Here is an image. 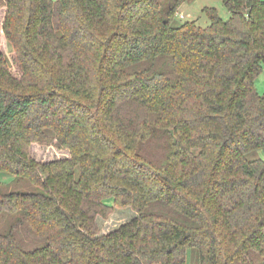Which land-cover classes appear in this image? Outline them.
<instances>
[{
    "label": "trees",
    "instance_id": "16d2710c",
    "mask_svg": "<svg viewBox=\"0 0 264 264\" xmlns=\"http://www.w3.org/2000/svg\"><path fill=\"white\" fill-rule=\"evenodd\" d=\"M188 1L0 0V264H264V0Z\"/></svg>",
    "mask_w": 264,
    "mask_h": 264
},
{
    "label": "rangeland",
    "instance_id": "374dc122",
    "mask_svg": "<svg viewBox=\"0 0 264 264\" xmlns=\"http://www.w3.org/2000/svg\"><path fill=\"white\" fill-rule=\"evenodd\" d=\"M214 8L220 18L224 21L229 19L230 14L228 10L223 5L222 0H189L186 2L179 10V13L184 15V18H178L177 21L179 24L184 23L185 21H194L197 25L201 27H206L209 25V21L206 16L202 13L203 8ZM1 19V15H0ZM0 51L6 53L9 59H11V53L5 44L4 39L0 34ZM256 90L259 94L264 92V68L262 74L259 76L255 83ZM31 155L32 157L41 162L56 160L60 158H66L67 153L64 151H58L52 147H39V146H32L31 147ZM249 159L255 158V155L250 154L248 155ZM7 181H6V180ZM10 180H8L7 175L0 174V185H7ZM135 216V213L131 210H115L113 214H111L107 219L103 220L98 218L97 224L99 228V235H105L112 231L113 229L119 227L122 224L127 223ZM197 259L194 256V260L191 258L188 261V264H195Z\"/></svg>",
    "mask_w": 264,
    "mask_h": 264
},
{
    "label": "built area",
    "instance_id": "2783aa9c",
    "mask_svg": "<svg viewBox=\"0 0 264 264\" xmlns=\"http://www.w3.org/2000/svg\"><path fill=\"white\" fill-rule=\"evenodd\" d=\"M177 17H178V18H184V15H183L182 13H179V12H178V13H177Z\"/></svg>",
    "mask_w": 264,
    "mask_h": 264
}]
</instances>
